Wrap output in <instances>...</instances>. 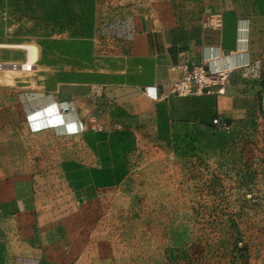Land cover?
<instances>
[{
  "label": "rangeland",
  "instance_id": "rangeland-1",
  "mask_svg": "<svg viewBox=\"0 0 264 264\" xmlns=\"http://www.w3.org/2000/svg\"><path fill=\"white\" fill-rule=\"evenodd\" d=\"M238 2L264 11V0ZM131 6L123 0H0V43L39 50L32 70H10V63L26 60V50L0 46L6 64L0 69V149L5 133L21 128L2 122L9 87L49 92L73 81L125 79L119 70L132 66ZM223 94L228 98L215 117L221 122L128 132L124 168L90 217L76 264H264V54L230 77ZM105 127L116 125L99 118L87 123ZM13 169L12 175H25L26 168ZM49 169L43 191L62 189L61 172Z\"/></svg>",
  "mask_w": 264,
  "mask_h": 264
},
{
  "label": "crops",
  "instance_id": "crops-1",
  "mask_svg": "<svg viewBox=\"0 0 264 264\" xmlns=\"http://www.w3.org/2000/svg\"><path fill=\"white\" fill-rule=\"evenodd\" d=\"M123 2L132 3L135 14L132 66L119 70L125 79L73 81L49 92L9 87L2 122L10 130L21 128L5 133L0 149V264H76L86 247L88 221L124 168L128 132L210 123L221 113L228 98L223 93L170 92L180 65L204 62L230 78L264 54V11H249L238 0ZM52 101L57 112L45 114L43 106ZM95 118L116 127L87 128ZM13 168H26L25 175H12ZM44 168L61 172L62 189L43 191Z\"/></svg>",
  "mask_w": 264,
  "mask_h": 264
},
{
  "label": "built area",
  "instance_id": "built-area-1",
  "mask_svg": "<svg viewBox=\"0 0 264 264\" xmlns=\"http://www.w3.org/2000/svg\"><path fill=\"white\" fill-rule=\"evenodd\" d=\"M0 69L2 68L0 67ZM180 69L181 76L170 84L171 93L184 96L210 94L214 92L223 93L225 91L224 83L227 77V71L215 73L204 62L194 64L185 62L180 65ZM213 121L214 123L221 122L219 118H214Z\"/></svg>",
  "mask_w": 264,
  "mask_h": 264
},
{
  "label": "bare ground",
  "instance_id": "bare-ground-1",
  "mask_svg": "<svg viewBox=\"0 0 264 264\" xmlns=\"http://www.w3.org/2000/svg\"><path fill=\"white\" fill-rule=\"evenodd\" d=\"M0 46L17 47V48H23L26 50V55H27L26 60L24 62H21V63L13 62L14 65H12L13 63H10L11 65L9 64V66L7 67V68H10V70L11 69L12 70H19V69L20 70H30V69H33V66L36 65V61L38 60V56H39V50H38L36 45L31 44V43H5L4 42V43H0ZM0 64H1V66H0L1 68H3L6 65L4 62H0ZM43 109H44L43 112L45 114H49V115L53 114L54 112H57V110H58L57 105L54 103V101L44 105ZM41 111H42V109H41ZM70 115H72V114H70ZM65 120L66 119H64V121ZM70 120H72V119H70Z\"/></svg>",
  "mask_w": 264,
  "mask_h": 264
}]
</instances>
